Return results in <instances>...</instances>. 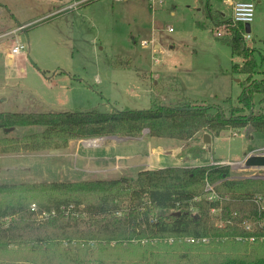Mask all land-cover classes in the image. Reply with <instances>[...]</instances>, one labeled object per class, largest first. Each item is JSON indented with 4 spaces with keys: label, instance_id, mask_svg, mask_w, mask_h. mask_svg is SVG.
<instances>
[{
    "label": "rangeland",
    "instance_id": "1",
    "mask_svg": "<svg viewBox=\"0 0 264 264\" xmlns=\"http://www.w3.org/2000/svg\"><path fill=\"white\" fill-rule=\"evenodd\" d=\"M210 3L216 17L217 1ZM205 4L206 0H0L5 10L0 34L66 7L61 15L40 18L26 29L0 36V111L139 110L149 108L153 100L169 106L205 103L229 109V97L237 105L240 82L247 75L233 72L232 65L244 60L217 35ZM251 27L246 42L258 62L253 76L262 79L264 0L255 3ZM225 33L231 35L227 29ZM16 38L28 44L27 52L10 64L8 51ZM259 99L257 95V104ZM24 130L28 129L17 131ZM203 133L180 140L151 137L144 131L140 137L81 138L62 149L0 154V182L135 175L170 158L174 147L179 163L226 160L221 163L230 164L235 175L264 176V169L243 168L247 154L264 151L263 133L246 127L228 129L212 135L210 149L201 144ZM160 145L165 147L160 150ZM15 248L0 251V259L11 261L19 255Z\"/></svg>",
    "mask_w": 264,
    "mask_h": 264
},
{
    "label": "trees",
    "instance_id": "2",
    "mask_svg": "<svg viewBox=\"0 0 264 264\" xmlns=\"http://www.w3.org/2000/svg\"><path fill=\"white\" fill-rule=\"evenodd\" d=\"M226 27L224 39L244 59L232 71L247 75L237 105L229 97V109L153 100L139 110L0 111V154L144 131L180 140L249 126L264 134V78L253 76L258 62L245 24ZM221 161L90 180L0 182V251L19 250L0 264H264V176L240 177ZM190 237L201 240L177 241Z\"/></svg>",
    "mask_w": 264,
    "mask_h": 264
},
{
    "label": "crops",
    "instance_id": "3",
    "mask_svg": "<svg viewBox=\"0 0 264 264\" xmlns=\"http://www.w3.org/2000/svg\"><path fill=\"white\" fill-rule=\"evenodd\" d=\"M205 1V0H204ZM217 1V3H216V5L218 6L217 8H216V13H217V16L216 17H213L212 15H211V7H210V5H211V3H210V0H206V4L204 5L205 7H206V9H207V12H208V16L211 18V20L214 22V26H215V28L217 29V35H218V33L219 32H222V35H218V36H220V37H223L224 38V36L228 33V31H227V33H225L226 32V30H224L223 28H222V25L224 26V22H226V20H230L231 19V17H232V2H233V0H216ZM201 4V3H200ZM219 4V5H218ZM2 6L3 5H0V15H3V14H5V10L2 8ZM66 7H62V8H58V9H53V10H50L48 13H46V14H43L42 16H40L39 18H36L35 20H33V21H30V22H27V23H19V25L17 26V27H15L14 29H12V30H10V31H12V32H14V33H17V32H19L20 30H23V29H26V27H27V25L29 24V23H31V22H34V21H36V20H38V19H40V18H45V17H47L46 19H49L50 17H52V16H55V15H61V13L63 12V11H65L66 9H65ZM199 9H201V8H199ZM220 23H222V25H220V26H217L216 24H220ZM22 27V28H21ZM251 30H252V27H251ZM10 31H8V32H5V33H2V34H0V36H2L3 34H7V33H9ZM225 31V32H224ZM17 36V35H16ZM154 37L155 38H157L155 35H154ZM17 41H20V42H22L21 40H19V38H16V41L14 42V44H13V46L16 44V42ZM24 42V41H23ZM157 45V43H154V46H156ZM159 45L162 47V44L161 43H159ZM163 48V47H162ZM23 54H26V53H23ZM19 55H21V54H19ZM18 56V55H17ZM14 59H15V56H11V53H10V51H8V56H7V60H8V62L10 63V64H13V62H14ZM158 60V59H157ZM244 60V59H243ZM243 62V61H242ZM242 62H240V64H242ZM239 82H240V80H238ZM227 98V97H226ZM225 98V99H226ZM224 99V100H225ZM203 104H205V103H203ZM212 140H213V137H212ZM202 145H203V143H201ZM163 147H165V146H163V145H160V147H159V149L161 150V149H163ZM203 147H204V145H203ZM205 148V147H204ZM207 149V148H206ZM170 152H173L172 154V156L170 157V158H166L165 160H163V159H160L159 161H156V163H158V166H145L144 168H161V167H167V166H194V165H189V164H186V163H179V158L177 157V155H179V150H178V148L177 147H174V148H172L171 150H169ZM189 157H191L190 155L189 156H187L186 158H184V159H189ZM164 161H166V162H168V164L166 165H164L163 164V162ZM226 161V160H225ZM225 161H221V162H225ZM151 163H154V161H152ZM213 163H216L215 161H209L208 163H204V164H213ZM200 165V164H199ZM127 166H125V168H126ZM141 169H143V168H141Z\"/></svg>",
    "mask_w": 264,
    "mask_h": 264
},
{
    "label": "built area",
    "instance_id": "4",
    "mask_svg": "<svg viewBox=\"0 0 264 264\" xmlns=\"http://www.w3.org/2000/svg\"><path fill=\"white\" fill-rule=\"evenodd\" d=\"M163 0H159L161 3ZM257 0H233L232 2V17L230 19V22L228 24H224V30H226V25H237L239 23H250L254 20L255 16V3ZM22 28V27H21ZM251 33H244V38L247 39V37H250ZM218 35H222V32H219ZM143 44H147V41H143ZM28 47V44L25 42L17 41L14 46H12L10 53L11 56H17L19 54L26 53V48ZM211 188V187H209ZM210 199L212 196L209 197ZM35 208V204L32 205V209ZM249 226L247 225V228ZM191 242H199L200 238L190 237L187 238ZM202 241H207V238H202Z\"/></svg>",
    "mask_w": 264,
    "mask_h": 264
},
{
    "label": "water",
    "instance_id": "5",
    "mask_svg": "<svg viewBox=\"0 0 264 264\" xmlns=\"http://www.w3.org/2000/svg\"><path fill=\"white\" fill-rule=\"evenodd\" d=\"M246 32H251V24L246 23L245 24ZM187 108V107H182ZM252 129L251 126L248 127V131ZM7 131L13 130V128H7ZM202 143L204 147L210 149L211 143H212V135L209 132H204L202 136ZM243 168L244 169H264V151H255L252 153H249L245 156L243 159ZM260 177L261 175H257Z\"/></svg>",
    "mask_w": 264,
    "mask_h": 264
}]
</instances>
